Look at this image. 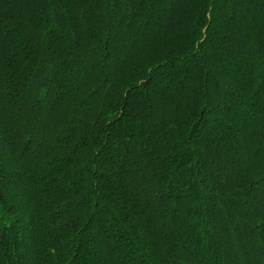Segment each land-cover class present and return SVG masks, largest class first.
I'll list each match as a JSON object with an SVG mask.
<instances>
[{"label":"trees","instance_id":"trees-1","mask_svg":"<svg viewBox=\"0 0 264 264\" xmlns=\"http://www.w3.org/2000/svg\"><path fill=\"white\" fill-rule=\"evenodd\" d=\"M0 264H264V0H0Z\"/></svg>","mask_w":264,"mask_h":264}]
</instances>
